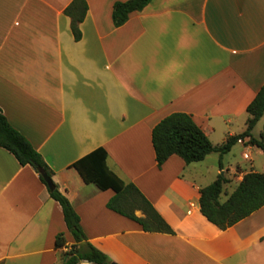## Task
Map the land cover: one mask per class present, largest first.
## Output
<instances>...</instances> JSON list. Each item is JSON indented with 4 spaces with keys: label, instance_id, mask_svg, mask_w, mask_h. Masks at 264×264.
Here are the masks:
<instances>
[{
    "label": "crops",
    "instance_id": "obj_1",
    "mask_svg": "<svg viewBox=\"0 0 264 264\" xmlns=\"http://www.w3.org/2000/svg\"><path fill=\"white\" fill-rule=\"evenodd\" d=\"M71 1L0 0V108L52 169L87 241L117 264H264V205L221 229L199 202L220 173L225 200L245 173L264 172L262 149L247 136L222 156L159 164L152 142L173 112L213 144L245 131L264 84V0H151L120 26V0H86L80 39L64 13ZM251 133H264V114ZM99 147L173 233L144 230L108 207L112 188L84 180L73 164ZM74 242L39 173L0 146V264H59Z\"/></svg>",
    "mask_w": 264,
    "mask_h": 264
},
{
    "label": "trees",
    "instance_id": "obj_2",
    "mask_svg": "<svg viewBox=\"0 0 264 264\" xmlns=\"http://www.w3.org/2000/svg\"><path fill=\"white\" fill-rule=\"evenodd\" d=\"M150 1H116L112 10L114 25L124 24L132 12L142 10ZM87 10L86 0H72L64 9V13L71 18V29L75 39H80L82 36L80 23L84 20ZM246 109L249 117L245 131L227 137L220 144H213L190 114L173 112L165 116L154 126L152 131V142L157 162L162 164L173 154L179 155L186 163L201 161L212 152H219L222 156L229 152L238 140L247 136L249 143L260 147L264 154V133H261L260 138L254 137L251 133L264 114V84ZM0 146L12 152L20 164L32 165L39 173L41 180L47 185L41 171H45L52 177V169L31 142L10 124L1 108ZM106 159V150L99 147L78 159L73 165L85 181L95 182L102 189L112 188L115 191V195L107 203L109 208L135 220L144 230L173 233L172 227L153 204L132 182H125L118 177L108 167ZM227 182V176L220 173L215 180L200 189L201 212L221 229L232 226L264 205V172L249 171L245 173L234 190L228 194L225 200H222ZM48 189L50 195L62 206L67 228L75 241L64 252L66 260L59 264H77L83 260L94 264H110L112 262L110 258L87 241L80 223V216L69 199L58 190L55 184L54 189L49 187ZM136 210H141L144 215L137 216ZM65 243L64 234H58L56 246L63 247L66 245Z\"/></svg>",
    "mask_w": 264,
    "mask_h": 264
},
{
    "label": "water",
    "instance_id": "obj_3",
    "mask_svg": "<svg viewBox=\"0 0 264 264\" xmlns=\"http://www.w3.org/2000/svg\"><path fill=\"white\" fill-rule=\"evenodd\" d=\"M41 173H42V176L45 179L48 187L50 189H54V183H53L52 178L45 171H41ZM65 260H66V257H64V260L63 261H65ZM110 264H117V263L116 262H111Z\"/></svg>",
    "mask_w": 264,
    "mask_h": 264
},
{
    "label": "rangeland",
    "instance_id": "obj_4",
    "mask_svg": "<svg viewBox=\"0 0 264 264\" xmlns=\"http://www.w3.org/2000/svg\"><path fill=\"white\" fill-rule=\"evenodd\" d=\"M262 158H264V155H262ZM257 162H258V159H257Z\"/></svg>",
    "mask_w": 264,
    "mask_h": 264
}]
</instances>
